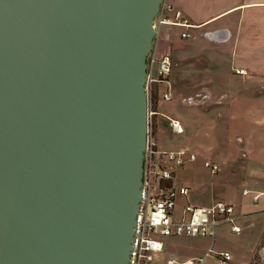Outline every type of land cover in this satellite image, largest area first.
Listing matches in <instances>:
<instances>
[{
  "label": "water",
  "instance_id": "obj_1",
  "mask_svg": "<svg viewBox=\"0 0 264 264\" xmlns=\"http://www.w3.org/2000/svg\"><path fill=\"white\" fill-rule=\"evenodd\" d=\"M164 0H0V264H128Z\"/></svg>",
  "mask_w": 264,
  "mask_h": 264
},
{
  "label": "crops",
  "instance_id": "obj_2",
  "mask_svg": "<svg viewBox=\"0 0 264 264\" xmlns=\"http://www.w3.org/2000/svg\"><path fill=\"white\" fill-rule=\"evenodd\" d=\"M168 1L184 9L194 27L189 38L181 36L182 28L167 27L163 34L168 45L157 49V56L169 52L173 61V99L164 113L180 117L186 131L193 111L199 119L196 135L225 117L228 125H242L253 137L264 136V0ZM238 69L245 72L237 73ZM179 99L181 110L174 103ZM257 144L264 150V142ZM249 257L251 253L245 264Z\"/></svg>",
  "mask_w": 264,
  "mask_h": 264
},
{
  "label": "built area",
  "instance_id": "obj_3",
  "mask_svg": "<svg viewBox=\"0 0 264 264\" xmlns=\"http://www.w3.org/2000/svg\"><path fill=\"white\" fill-rule=\"evenodd\" d=\"M156 38L152 53L148 57V75L146 89L148 96V127L144 158L142 197L134 227V238L130 249L128 264H199L203 257L177 262L175 258L160 259L167 246L168 237L175 236H210L213 238L211 248L206 252L215 254L220 264H229L230 251H215L214 245L217 227L228 222L231 229L241 231V222L235 214V205L227 200H216L211 204H196L190 201V187L187 183L176 182L179 168L188 161L197 159V153L188 148H163L159 145L158 130L161 119L168 123L173 133H184L185 127L180 119L160 112L158 105L172 99L169 88L173 61L169 52L160 57L155 53L158 38L165 28L177 26L182 28L181 36H193L194 27L185 11L168 0H164L154 20ZM238 69L237 73H244ZM162 85L167 88L162 89ZM161 116V118H159ZM204 164L213 173L221 167L217 161L205 160ZM248 194L249 190L245 189ZM259 195L254 196V200ZM181 197L183 202H181Z\"/></svg>",
  "mask_w": 264,
  "mask_h": 264
},
{
  "label": "rangeland",
  "instance_id": "obj_4",
  "mask_svg": "<svg viewBox=\"0 0 264 264\" xmlns=\"http://www.w3.org/2000/svg\"><path fill=\"white\" fill-rule=\"evenodd\" d=\"M166 42L165 35H160L156 55L159 54L157 49ZM165 88L167 86L162 85V89ZM170 101L161 102L159 110L169 112ZM174 103L180 110L184 108L180 99ZM176 118L180 119L178 116ZM218 122L217 126L200 129L198 135L196 129L199 119L193 111L190 114V126L186 127L184 133H173L168 123L160 122L159 145L163 148L185 147L197 153V159L179 168L176 178L178 185L190 184L191 202L208 205L222 199L235 205L242 229L234 231L230 223H220L214 250H231L234 255L231 264H245L250 253L248 263L256 260L258 264H264V150L259 149L257 144L264 142V136L253 137L248 133V128L242 125H228L225 117ZM205 160L217 161L221 169L213 173L205 166ZM245 189L249 190L248 194ZM255 195H259L257 200H254ZM212 243L213 238L210 236L168 237L161 260L175 258L179 263L187 259L199 261L203 257L199 264H220L215 254L206 255Z\"/></svg>",
  "mask_w": 264,
  "mask_h": 264
},
{
  "label": "trees",
  "instance_id": "obj_5",
  "mask_svg": "<svg viewBox=\"0 0 264 264\" xmlns=\"http://www.w3.org/2000/svg\"><path fill=\"white\" fill-rule=\"evenodd\" d=\"M249 264H258L256 260L251 261Z\"/></svg>",
  "mask_w": 264,
  "mask_h": 264
}]
</instances>
